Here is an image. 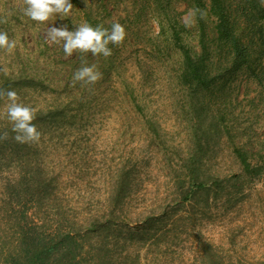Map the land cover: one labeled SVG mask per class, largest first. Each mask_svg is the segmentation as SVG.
<instances>
[{"label": "trees", "instance_id": "1", "mask_svg": "<svg viewBox=\"0 0 264 264\" xmlns=\"http://www.w3.org/2000/svg\"><path fill=\"white\" fill-rule=\"evenodd\" d=\"M113 1L70 0L74 6L72 15L77 16L78 25L86 21L92 26L110 28L115 21L107 23L106 19L111 16L109 4ZM131 1L138 8V17L148 7L158 13L155 16L160 27L158 35L163 36L169 49L180 55L174 81L188 94L189 109L194 115L225 116L218 102L223 95L217 96L216 93L226 89L237 75L261 88L259 97L264 99V6L260 0H209V5L205 0H182L188 11L199 9L206 13L204 18L199 12L196 15L198 51L186 42L190 35L182 19L171 18V14H183L171 0H121L123 4ZM7 14L6 10L0 11V32L15 39L17 47L12 54L0 52V67L8 70L7 75L0 73V89L15 90L18 102L34 109L33 123L42 134L41 141L47 144L44 140L47 137L53 140L54 136L73 129L76 118L82 119L84 110L92 104L91 96L81 83H73L69 70L65 72L62 65L59 73L65 79L62 84L52 82L51 66L55 63V56H52V47L41 36L40 26L23 13L15 19L13 13ZM130 18L134 19L125 15V20ZM123 21L119 23L123 25ZM137 22L135 19V27ZM71 29L72 26L68 28ZM126 30L131 32V29ZM159 36H150L145 44L151 45L154 51L160 50L162 41ZM109 47L112 55L102 58L99 70L102 80H110L115 74V59L122 50L115 45ZM43 60L45 65H41ZM73 62V59L66 60L62 64ZM137 67L142 66L138 64ZM118 77L131 112L137 116H149L148 106L135 85L121 72ZM212 97L217 98L214 103ZM6 102V98L0 100V135L8 133V139L0 141V264H125L133 255L129 252L117 254L118 245L110 240L124 242L129 235V241L133 243L146 242L157 233L165 234L161 225L166 226L171 219L174 220L172 213H163L161 217L139 215L131 225L128 224L127 215L120 209L126 200L124 194L130 191V177L125 169L119 171L117 195L106 201L102 210L95 208L99 202L89 210L74 207L71 191L75 190L71 188L68 192L66 183L54 174L55 158L41 150L39 143L15 141L11 122L5 115ZM219 119L216 122L229 136L233 130L234 137L243 138L245 130L234 129L224 117ZM231 154L242 171L235 179L256 181L264 175V156L248 143L246 145L244 140L234 142ZM201 167L182 169L179 206L193 208L198 194L202 195L201 203L208 205L212 196L228 198L232 190H239L234 184L220 185L218 175L208 176ZM113 202L118 205L115 211L109 206ZM180 221L185 223L188 220L186 216H179L172 223L175 225ZM124 228L129 233L127 236H122ZM201 234L198 242L205 260L203 264H236L227 260V251L223 253L220 245L206 238L202 231ZM237 264L260 263L250 258Z\"/></svg>", "mask_w": 264, "mask_h": 264}, {"label": "rangeland", "instance_id": "2", "mask_svg": "<svg viewBox=\"0 0 264 264\" xmlns=\"http://www.w3.org/2000/svg\"><path fill=\"white\" fill-rule=\"evenodd\" d=\"M205 1L209 5V0ZM22 2L0 0V11L13 13L12 18L15 19L23 13ZM132 3L114 0L109 4L111 16L106 22L121 23L124 20L125 30L131 29V34L126 30V39L119 46L122 50L115 59V74L110 80L100 79L93 85L82 86L91 96L92 104L84 110L82 119L76 118L72 130L54 136L53 140L47 137L44 139L47 144L40 140V149L55 158L52 165L54 174L66 183L68 192L74 188L75 191H71L74 207L89 210L99 202L95 208L102 210L106 201L117 195L119 171L125 169L130 177V191L124 194L126 200L120 209L127 215L128 224L131 225L139 215L161 217L163 213L174 214V220L171 219L166 226L161 225L165 234L157 233L146 242L129 241L126 228L122 230V236L128 235L127 240H110L118 245L117 254L129 252L133 255L125 264H203L205 260L198 242L202 237L201 231L214 244L220 245V251H227L229 262L237 264L251 258L264 264V175L256 181L235 179L242 171L231 154L234 142L244 140L246 145L248 143L264 156L261 88L237 75L226 89L216 93L217 96L223 95L218 102L225 116L194 115L189 109L188 94L174 81L180 55L169 49L163 36L158 35L160 27L155 17L158 13L148 7L138 17V8ZM171 3L179 13L183 12L182 15L171 14L172 19H183L190 13L182 0H171ZM134 13L137 18H134ZM125 15L134 19L125 20ZM135 19L139 21L137 27ZM35 23L40 26L44 41H47L50 27L71 24L72 31L78 27L76 15L68 18L57 16L47 23ZM186 30L190 35L186 42L198 51L196 27ZM153 35L162 41L160 50L154 51L151 45L145 44ZM49 45L52 56H55V63L51 66L52 82L59 84L65 79L59 73L61 65L65 72L69 70L72 78L86 58H89L86 60L89 66L95 65L98 71L102 68V55L90 54L89 57V54L74 53L66 57L62 43ZM72 59L74 62L70 65L62 64ZM138 64L142 67L138 68ZM41 65H45L44 60ZM117 72L123 73L135 85L148 106L149 116H137L131 112L119 86ZM77 91L81 93L80 88ZM211 100L214 103L217 98L212 97ZM223 117L234 129L246 131H243V138L234 137L233 130L230 136L226 130L223 131L216 122L217 118L221 120ZM190 166H202L203 173L220 177V185L234 184L239 190H232L228 198L212 196L208 205L201 203L203 198L198 194L193 208H183L178 205L182 187L179 178L183 177L182 169ZM111 204V210L115 211L118 205L115 202ZM179 216H186L188 221L173 225Z\"/></svg>", "mask_w": 264, "mask_h": 264}, {"label": "clouds", "instance_id": "3", "mask_svg": "<svg viewBox=\"0 0 264 264\" xmlns=\"http://www.w3.org/2000/svg\"><path fill=\"white\" fill-rule=\"evenodd\" d=\"M264 6V0H260ZM23 15L37 22L47 23L55 17L68 18L72 16L73 4L70 0H23ZM199 12L201 18L206 16L202 10L194 9L187 17L182 19L186 28H192L196 23V15ZM6 22V21H4ZM126 39V30L120 23H113L110 28L103 25L92 26L88 22L78 25L75 31H69L67 26L50 27L47 31V43L60 45L66 57L79 53L82 56H103L108 58L112 55L109 45L120 46ZM17 47L15 39H10L6 32H0V52L12 54ZM84 66L80 67L73 76V83L93 85L102 78V74L96 70L95 65L89 66L86 60L82 61ZM0 73L8 74L7 68L0 67ZM6 98L5 115L11 122L14 139L21 144H37L41 140V132L38 131L35 120L34 109L18 102L15 90L0 89V100ZM8 133L0 135V141L7 140Z\"/></svg>", "mask_w": 264, "mask_h": 264}]
</instances>
